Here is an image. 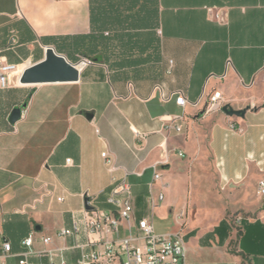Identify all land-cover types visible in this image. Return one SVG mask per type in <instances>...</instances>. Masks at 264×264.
Instances as JSON below:
<instances>
[{
  "label": "crops",
  "instance_id": "1",
  "mask_svg": "<svg viewBox=\"0 0 264 264\" xmlns=\"http://www.w3.org/2000/svg\"><path fill=\"white\" fill-rule=\"evenodd\" d=\"M46 47L89 63L74 82L0 89V234L13 252L34 231L52 239L35 251L60 250L53 260L73 264L87 243L84 197L114 211L106 199L126 177L131 219L107 239L174 208L169 234L183 235L185 264H264V0H0V59L24 70ZM214 92L244 116L205 113ZM175 93L183 108L164 100ZM196 188L216 202L206 223L193 218ZM159 193L164 203L151 212ZM73 221L77 237L56 236Z\"/></svg>",
  "mask_w": 264,
  "mask_h": 264
},
{
  "label": "built area",
  "instance_id": "2",
  "mask_svg": "<svg viewBox=\"0 0 264 264\" xmlns=\"http://www.w3.org/2000/svg\"><path fill=\"white\" fill-rule=\"evenodd\" d=\"M213 18L219 20V15L214 14ZM87 59H81L79 64H74L78 73L81 67L87 65ZM23 70L15 64H8L0 59V89H7L12 82L18 80ZM174 98L176 106L183 108L185 100L182 94H171L164 100L169 101ZM222 107L221 96L219 92H214L207 101L205 113L219 111ZM172 123V129L175 133L182 132L181 123L182 116L169 118ZM176 155L183 158L184 154L178 151ZM104 164L113 170V162L104 152L101 154ZM70 160H66L69 163ZM165 161L164 163H166ZM157 167L154 166L153 180L159 179ZM257 193L264 197V180H260L257 184ZM131 186L126 177L115 181L110 190L106 202L114 208V211L104 212L93 207L92 211L83 210L82 222L87 234V243L85 245H76L79 249V256L73 264H185V243L181 233L157 235L153 231L152 214L150 218H142L136 222V233L134 235L125 236L117 239H107L106 234L116 232L119 227V221H128L131 219L132 203H131ZM57 198V201H61ZM163 201V194L159 193L155 197L150 198L151 212ZM33 208V205H29ZM183 215L180 216L182 218ZM233 227L240 224V219L235 218L231 222ZM80 228L77 222L73 221L69 229H60L56 233L57 237H77ZM105 232V234H103ZM52 239L48 236H37L31 231L20 243V251L15 253L12 251L11 245L0 234V264H9L11 260L15 264H44L38 259L45 256L48 257V264H68L61 257L58 261H54V257L58 256L60 250L35 251L34 244L39 243L48 246Z\"/></svg>",
  "mask_w": 264,
  "mask_h": 264
},
{
  "label": "water",
  "instance_id": "3",
  "mask_svg": "<svg viewBox=\"0 0 264 264\" xmlns=\"http://www.w3.org/2000/svg\"><path fill=\"white\" fill-rule=\"evenodd\" d=\"M79 73L75 65L68 62L63 56L55 53L53 48L46 47L44 59L23 70L19 77L20 85H39L47 83H66L77 81ZM24 107V105L22 106ZM247 108L234 110L229 105L221 107V111L227 116L243 117ZM22 109L14 108L8 115V123L13 125L21 116ZM89 198L84 197L83 208L85 211H92L93 207L89 204ZM39 227H36V231Z\"/></svg>",
  "mask_w": 264,
  "mask_h": 264
},
{
  "label": "rangeland",
  "instance_id": "4",
  "mask_svg": "<svg viewBox=\"0 0 264 264\" xmlns=\"http://www.w3.org/2000/svg\"><path fill=\"white\" fill-rule=\"evenodd\" d=\"M194 214L193 218L195 222L206 223L210 212H214L215 208V199L208 194L202 192L201 189L196 188L194 195ZM164 203V201H163ZM172 214L166 220H161L159 217L161 215L160 211H155V217L153 218V230L157 235H164L174 232V208L171 209ZM189 214V213H188ZM236 214L227 215L226 219H231Z\"/></svg>",
  "mask_w": 264,
  "mask_h": 264
},
{
  "label": "trees",
  "instance_id": "5",
  "mask_svg": "<svg viewBox=\"0 0 264 264\" xmlns=\"http://www.w3.org/2000/svg\"><path fill=\"white\" fill-rule=\"evenodd\" d=\"M222 223H223V222H222ZM222 223H221V224H222Z\"/></svg>",
  "mask_w": 264,
  "mask_h": 264
}]
</instances>
